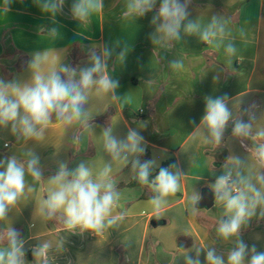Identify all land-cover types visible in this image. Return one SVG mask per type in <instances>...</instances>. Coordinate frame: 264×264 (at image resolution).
I'll list each match as a JSON object with an SVG mask.
<instances>
[{
    "label": "crops",
    "instance_id": "0c3cea01",
    "mask_svg": "<svg viewBox=\"0 0 264 264\" xmlns=\"http://www.w3.org/2000/svg\"><path fill=\"white\" fill-rule=\"evenodd\" d=\"M124 2L104 0L103 10L80 25L70 14L73 0H65L55 25L33 0L22 3L17 0L9 13L0 10V78L6 81L27 79V66L17 71L16 64L19 57H27L28 64L37 51L47 53L48 68L55 67L62 56L64 63L84 67L90 49L113 47L122 37L131 46L124 64L115 63L120 47L115 48L109 61L112 75L120 81L117 94L124 96L123 100L117 103L94 92L90 96L88 110L93 117L89 123L94 126L93 132L84 126L66 132L61 124L53 123L43 143L29 141L25 146L8 129L0 128V158L22 156L30 148L40 159L44 179L55 175L62 162L72 170L81 161H89L99 171L110 160L102 148L101 129L110 124L114 126V134L124 138L128 128H138L146 141L141 161L157 162L154 177L159 167L173 160L172 165L184 174L180 190L168 198L163 217L157 220L148 203L150 189L131 185L135 173L131 172L130 164L123 167L121 162H113L112 180L120 192L116 211H124L125 219L117 229L98 234H71L59 217L49 221L40 218V203L54 187L42 180L36 191L29 193L0 222V229L11 226L26 241L27 264H38L31 249L40 242L53 246L47 257L48 264H185L179 249L194 256L190 251L194 244L203 247L221 243L216 226L222 208L215 204L208 187L214 182V176L208 171L213 165L215 174L219 175L228 156L247 153L231 138V122L221 147L216 150L205 143L203 131L196 127L204 112V98L225 94L233 101L234 111L254 106L257 121L262 117L257 126H264V0H190V18L197 16L201 23H207L216 14L228 21L229 34L237 48L233 57L223 48L205 45L196 36H184L171 52L162 53L149 40V33L154 30L149 21L161 0H157L153 12L137 21L122 18ZM51 27L59 29L56 40L46 36ZM171 59L182 60L183 68H169L167 62ZM216 75L219 80L214 81ZM243 118L247 120L248 116ZM245 143L251 147L253 142ZM249 166L254 173L255 163L251 158ZM196 192L201 198L209 192L212 205L198 207L199 200L198 210L194 211L191 198ZM241 238L249 247L255 244L258 251L264 250V219L253 218L242 230ZM61 240L65 241L64 250L56 252ZM223 247L227 249L229 245H218L220 249ZM200 260L206 264L203 252Z\"/></svg>",
    "mask_w": 264,
    "mask_h": 264
},
{
    "label": "clouds",
    "instance_id": "9594fccd",
    "mask_svg": "<svg viewBox=\"0 0 264 264\" xmlns=\"http://www.w3.org/2000/svg\"><path fill=\"white\" fill-rule=\"evenodd\" d=\"M16 2L2 0L0 10L9 13L11 5ZM33 3L55 25L65 0H33ZM156 3L157 0H125L122 18L137 21L153 12ZM189 3L190 0H161L149 21L154 29L149 33L153 48L162 53L171 52L184 36H196L205 45L223 48L229 57L235 56L237 48L230 37L228 21L216 14L207 23H201L197 16L190 18ZM103 8L104 0H73L70 14L80 25ZM46 36L56 40L60 36L59 29L48 28ZM116 47L121 51L116 54L115 63L124 64L131 46L123 37L115 41L113 47L105 45L99 51L90 49L84 67L64 63L62 56L55 67L48 68L47 53H33L27 64V79L6 81L0 78V128L8 129L17 142L25 146L29 141L43 143L49 125L53 123L61 124L66 132L78 126L93 132L94 126L89 123L93 116L90 117L88 110L91 94L94 92L117 103L124 98L117 94L120 81L112 75L109 64ZM160 58L165 59L162 55ZM167 65L173 70L184 66L179 59H171ZM217 80L219 75L214 76V81ZM204 103V112L196 129L203 131L205 143L214 150L221 147L231 122V138L238 141L247 154L228 156L219 175L215 174L213 165L208 171L214 176V182L208 187L215 204L222 208L216 226L221 243L203 247L194 244L190 250L194 256L179 250L185 264H201L202 252L206 264H264V250L258 251L255 244L249 247L241 238L242 230L253 218L264 219V126H257L262 117L257 121L254 106L234 111L233 101L227 94L206 96ZM230 103L232 107H229ZM244 115L248 116L247 120ZM99 135L102 136L103 151L110 157L99 171H95L89 161H81L72 170L62 162L55 175L44 179L40 159L30 148L22 156L0 158V222L5 221L29 193L36 191L38 182L47 180L54 187L39 206L43 221L59 217L65 230L71 234H98L106 229H117L126 213L116 211L120 192L112 180L113 162H121L123 167L131 165V172L135 173L133 180L152 193L148 203L154 217L157 220L163 217L168 198L180 190L184 174L176 165H170L159 167L158 174L153 177V169L158 165L154 159L141 161L140 157L146 152V141L138 128H128L126 136L119 138L114 134V126L109 124ZM246 141L253 142L251 147ZM249 158L255 163L254 173ZM200 199L197 192L191 198L194 211L198 210L196 204ZM25 243L21 234L11 226L0 229V264H27ZM223 244L229 247L218 248ZM64 245V240L59 241L56 252L63 251ZM52 250L49 242H40L32 247L31 252L38 264H48L47 257Z\"/></svg>",
    "mask_w": 264,
    "mask_h": 264
},
{
    "label": "water",
    "instance_id": "95a60500",
    "mask_svg": "<svg viewBox=\"0 0 264 264\" xmlns=\"http://www.w3.org/2000/svg\"><path fill=\"white\" fill-rule=\"evenodd\" d=\"M212 199H213L212 195L209 192H205L203 193L202 198L198 202L197 206L198 207H203V206L210 207L212 205Z\"/></svg>",
    "mask_w": 264,
    "mask_h": 264
},
{
    "label": "trees",
    "instance_id": "16d2710c",
    "mask_svg": "<svg viewBox=\"0 0 264 264\" xmlns=\"http://www.w3.org/2000/svg\"><path fill=\"white\" fill-rule=\"evenodd\" d=\"M26 66H27V57H25L23 66H18V64L16 65V70L17 71H22V70H24L26 68ZM7 76L9 78L10 77V74H8ZM173 163H174V161L173 160H170L168 162H165L162 167H168V166L172 165ZM136 184H137L136 181L131 182V185H136Z\"/></svg>",
    "mask_w": 264,
    "mask_h": 264
},
{
    "label": "rangeland",
    "instance_id": "374dc122",
    "mask_svg": "<svg viewBox=\"0 0 264 264\" xmlns=\"http://www.w3.org/2000/svg\"><path fill=\"white\" fill-rule=\"evenodd\" d=\"M9 57H10V55H9ZM9 60V59H8ZM24 60H25V58L24 57H19V59H18V62H17V64H18V66H22L23 64H24ZM16 64V65H17ZM4 140H9V139H4ZM11 142V141H10ZM9 142V143H10Z\"/></svg>",
    "mask_w": 264,
    "mask_h": 264
}]
</instances>
